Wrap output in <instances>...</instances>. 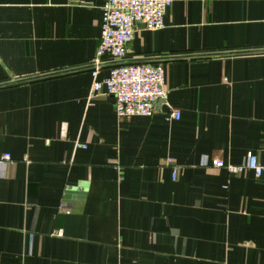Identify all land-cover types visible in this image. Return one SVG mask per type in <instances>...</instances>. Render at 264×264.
<instances>
[{
  "label": "crops",
  "instance_id": "obj_1",
  "mask_svg": "<svg viewBox=\"0 0 264 264\" xmlns=\"http://www.w3.org/2000/svg\"><path fill=\"white\" fill-rule=\"evenodd\" d=\"M103 4L0 0V264H264V0L136 25L122 62L162 63L167 100L122 119L90 98ZM249 152L261 176L229 174Z\"/></svg>",
  "mask_w": 264,
  "mask_h": 264
},
{
  "label": "built area",
  "instance_id": "obj_2",
  "mask_svg": "<svg viewBox=\"0 0 264 264\" xmlns=\"http://www.w3.org/2000/svg\"><path fill=\"white\" fill-rule=\"evenodd\" d=\"M172 2L173 0H104L101 8L100 42L90 71L93 78L90 98H93L92 94L104 91L107 96L113 98L117 118L150 117L155 104L159 101L165 103L167 100L162 63L125 64L122 61L135 26L140 24L150 31L162 29L164 16ZM106 60L112 61L107 68L108 76L98 81L97 75ZM169 112L170 119H180L177 109H171ZM3 163H12L8 154L0 157V165ZM202 165H208L205 159ZM213 166L219 168L221 164L215 162ZM225 168L229 174H239L248 169L256 178L261 176L263 170L256 156L250 152L247 153L243 164L228 165ZM56 235L60 236L61 232Z\"/></svg>",
  "mask_w": 264,
  "mask_h": 264
},
{
  "label": "water",
  "instance_id": "obj_3",
  "mask_svg": "<svg viewBox=\"0 0 264 264\" xmlns=\"http://www.w3.org/2000/svg\"><path fill=\"white\" fill-rule=\"evenodd\" d=\"M160 103H162V102L161 101L157 102V104H160Z\"/></svg>",
  "mask_w": 264,
  "mask_h": 264
}]
</instances>
